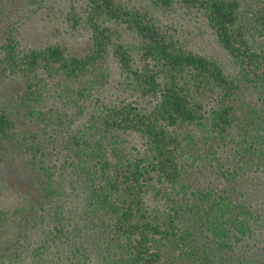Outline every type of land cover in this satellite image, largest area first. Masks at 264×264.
<instances>
[{
	"label": "trees",
	"instance_id": "1",
	"mask_svg": "<svg viewBox=\"0 0 264 264\" xmlns=\"http://www.w3.org/2000/svg\"><path fill=\"white\" fill-rule=\"evenodd\" d=\"M178 6L203 12L231 68L168 25ZM66 16L84 53L0 41V195L12 165L26 183L14 209L0 197V264H264L263 208L195 184L203 167L264 172V0H82Z\"/></svg>",
	"mask_w": 264,
	"mask_h": 264
},
{
	"label": "rangeland",
	"instance_id": "2",
	"mask_svg": "<svg viewBox=\"0 0 264 264\" xmlns=\"http://www.w3.org/2000/svg\"><path fill=\"white\" fill-rule=\"evenodd\" d=\"M82 0H47L45 2L40 1L35 3L34 0H16L11 1L9 9L0 16V41L7 35L10 30L21 32L20 39L25 46H42L51 42H64L71 47L72 50L84 53L89 46L88 31L78 26L74 29V21L66 16V11L74 3L79 6ZM42 5V7H41ZM64 15H63V14ZM166 21H169L168 25L175 27L178 34L181 36L183 42H185L191 49L210 56L219 60L226 68H231L233 62L228 52L219 43L217 36L211 26L209 25L205 15L202 11L196 8L179 7L172 13L165 14ZM113 77L111 83H109V93H120L118 90L119 81V68L117 64L112 62ZM7 92H17L18 84L15 82H3L1 85ZM130 98H135L130 96ZM255 102L264 106V100L255 97ZM209 101V102H207ZM213 98L208 97L205 103V110L209 111L211 104H213ZM222 153V152H221ZM226 155H228L226 153ZM209 167V166H207ZM10 176H2V189L4 195H0L5 205L14 207L19 206L18 196L14 190L17 188L21 192L22 188L26 187V183L21 177H15L13 165L10 167ZM202 172H198L197 176H200L201 181L195 183L199 187H206L209 183H206L208 179H211V185H215L217 191L221 192L222 189H229V193L233 192V196L236 199H240L242 202L249 201L255 208H263L262 217L256 222V233L260 241L259 245H264V172L258 173L251 172L245 177H239L237 182H233L229 176L222 174L221 172H213L208 176L207 169L204 167ZM14 172V173H13ZM203 172L205 174H203ZM213 172V173H212ZM212 176V177H211ZM5 177L9 178L5 183ZM7 184L11 189L8 188ZM13 185L15 188H13ZM216 194V193H215ZM22 199L21 196H19ZM10 202V203H9ZM10 204V205H9ZM18 204V205H15ZM262 211V210H261ZM258 241V242H259ZM252 247L249 250H243L244 252L254 254L256 247Z\"/></svg>",
	"mask_w": 264,
	"mask_h": 264
}]
</instances>
